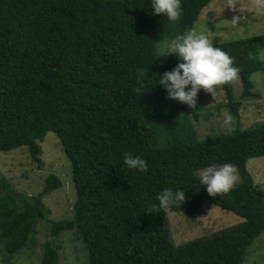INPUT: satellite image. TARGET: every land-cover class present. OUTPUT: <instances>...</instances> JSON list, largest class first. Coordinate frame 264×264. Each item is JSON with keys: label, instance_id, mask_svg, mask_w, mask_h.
<instances>
[{"label": "trees", "instance_id": "1", "mask_svg": "<svg viewBox=\"0 0 264 264\" xmlns=\"http://www.w3.org/2000/svg\"><path fill=\"white\" fill-rule=\"evenodd\" d=\"M210 1L181 0V18L170 22L151 14L150 0H0V152L26 147L42 169L40 142L54 132L76 188L73 219L54 221L41 200L62 186L57 175L45 178L34 199L0 182V244L8 254L33 248L36 224L44 219L53 239L75 230L89 264H244L264 232V189L247 170L250 159L264 156V124L189 142L188 107L155 86L176 64L164 57L156 34L192 28ZM213 46L239 68L240 98L256 96L251 77L264 69L258 60L264 39ZM138 68L145 71L142 87ZM224 90L238 109L231 83ZM124 152L144 158L147 173L128 170ZM225 162L237 167L239 182L227 195L209 196L197 173ZM165 187L185 191L174 211L196 219L210 204L244 221L176 246L167 212H145ZM42 264H59L50 241Z\"/></svg>", "mask_w": 264, "mask_h": 264}, {"label": "rangeland", "instance_id": "2", "mask_svg": "<svg viewBox=\"0 0 264 264\" xmlns=\"http://www.w3.org/2000/svg\"><path fill=\"white\" fill-rule=\"evenodd\" d=\"M192 28L205 32L213 41V45L257 36L264 39V7L258 6L257 0H211L201 10ZM184 31L180 29L168 31L171 32L167 33L168 37L164 33L156 34L157 45L160 47V40L170 39ZM258 55V60L264 62V49H260ZM251 80L255 86L253 91L256 96L246 99L240 98L243 87L239 76L237 80L231 82L233 102L239 105L236 110L227 97L224 85L214 98L201 90L197 94L199 108L197 112L187 108L186 118L191 128L188 130L191 138L186 137L185 141L187 139L189 142H206L227 136L220 128L224 111L230 112L234 117L233 133L253 128L260 123L264 124V69L253 74ZM40 146L44 161L42 169H37L31 162L26 147L0 152V182L9 183L16 194L27 195L32 199L41 193L47 176L57 175L62 186L42 198L41 202L49 211L48 219L71 220L76 200L71 164L56 133L48 132ZM247 170L254 183L264 189V156L250 159ZM199 173L200 171L197 173L198 177ZM166 218L171 240L176 246L210 237L244 221L234 213L210 204L203 205L201 214L196 219L185 211L174 210L167 211ZM33 239L35 242L33 248H25L13 255L8 254L1 243L0 264H42L44 245L49 241L58 250L59 264H89L87 247L75 230L63 232L58 238L53 239L50 223L43 219L37 222ZM244 264H264V232L248 248Z\"/></svg>", "mask_w": 264, "mask_h": 264}, {"label": "clouds", "instance_id": "3", "mask_svg": "<svg viewBox=\"0 0 264 264\" xmlns=\"http://www.w3.org/2000/svg\"><path fill=\"white\" fill-rule=\"evenodd\" d=\"M150 4L153 15L165 17L170 22H178L181 18V0H150ZM257 5L264 7V0H257ZM160 49L164 57H174L176 64L157 78L155 86L162 87L169 99L181 102L195 112L199 109L197 94L201 90L214 98L221 86L238 79L239 68L234 65L233 59L222 48L213 46V41L203 31L188 28L170 39L160 40ZM136 80L142 87L145 80L143 68L136 70ZM220 128L225 135L234 132L235 122L230 112L222 113ZM122 162L128 170L136 173L146 174L148 171V164L140 155L124 152ZM238 179V169L230 162L208 165L199 173L200 183L209 196L227 195ZM185 199L183 189L165 187L156 194L155 203L145 212H167L179 208Z\"/></svg>", "mask_w": 264, "mask_h": 264}]
</instances>
